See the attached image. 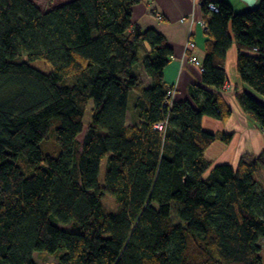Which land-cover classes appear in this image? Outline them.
<instances>
[{"label": "trees", "instance_id": "trees-1", "mask_svg": "<svg viewBox=\"0 0 264 264\" xmlns=\"http://www.w3.org/2000/svg\"><path fill=\"white\" fill-rule=\"evenodd\" d=\"M142 1L69 0L42 11L33 0H0V264H38L36 252L59 254L58 264H264V149L251 163L213 166L205 152L219 136L202 123L231 114L221 92L234 43L241 81L264 97V0L241 14L203 2L194 105L168 104L173 49L133 23ZM238 102L264 132V102L247 91ZM69 223L80 229L61 227Z\"/></svg>", "mask_w": 264, "mask_h": 264}, {"label": "crops", "instance_id": "crops-1", "mask_svg": "<svg viewBox=\"0 0 264 264\" xmlns=\"http://www.w3.org/2000/svg\"><path fill=\"white\" fill-rule=\"evenodd\" d=\"M205 0H143L133 8V23L143 30L154 29L161 33L173 55L164 69V81L175 94L172 102L189 101L194 105L190 94L192 85H202V70L191 60L196 56L201 62L206 55L207 30L204 27L203 2ZM231 5L237 14L256 9L261 0H219ZM186 18L185 20H182ZM189 41L195 43L193 49H188ZM146 56L149 46L142 44ZM239 49L234 43L227 52L226 71L227 82L221 92L224 103L231 109V114L225 120L204 117L203 128L217 134L218 139L206 150L205 157L218 164H230L237 167L244 159L254 161L255 157L264 149V132L259 131L256 121L245 112L238 102V95L247 91L260 100L254 90L243 83L237 71ZM145 87L149 88L151 79L144 73L140 65ZM145 75L147 78H145ZM264 102V97L261 100ZM131 115L129 114L128 119ZM132 124V122L130 123ZM223 134H231L230 142H224ZM264 174L263 171H259ZM261 176V175H260ZM260 179V177L258 176Z\"/></svg>", "mask_w": 264, "mask_h": 264}, {"label": "rangeland", "instance_id": "rangeland-1", "mask_svg": "<svg viewBox=\"0 0 264 264\" xmlns=\"http://www.w3.org/2000/svg\"><path fill=\"white\" fill-rule=\"evenodd\" d=\"M33 1L40 7V9L42 11H48V10H50L56 6H59V5L65 3L69 0H33ZM142 44H140V46L138 47V53H139V57L143 59L145 49L142 46ZM36 65H38V67H41L44 70H48V71L51 70L50 67L48 66V64H46L44 61H39L36 63ZM145 78H147L146 75H145ZM134 96H135V93H132L131 94V100L134 98ZM259 98H260V100L263 99V97H259ZM92 107H93L92 104H90L87 111H86L85 117H84L83 132L78 137V139L81 143H83L84 138H85V136H86V134L90 128V124H91V120H92V118H91L92 117ZM130 118H131V120L133 119L132 117H130ZM129 121H130V119H129ZM259 131L261 132L262 130L259 129ZM263 137H264V135H263ZM52 147H53V143H52V141H50V143L48 145H46V148L51 149ZM249 161L251 163L252 160H249ZM105 170H106V160L103 161L102 175H101L102 180H103V177L105 174ZM260 171H263V170H260ZM257 176L260 177V180L262 181V183L264 185V174H261V172H258ZM116 206L117 205H116V201H115L114 197H112L110 195H106L104 200H103L104 210L106 212H110V211H113L116 208ZM178 208H179V205L174 204L173 219L176 222H179L177 215H176ZM61 227L64 229H67L69 231H78L80 229V227L78 225H75L74 223H69L67 225H61ZM260 245L262 247L261 256H262L263 261H264V237L261 238ZM34 257H35V260L37 261L38 264H58L59 263V254H50L47 252H36V253H34Z\"/></svg>", "mask_w": 264, "mask_h": 264}, {"label": "built area", "instance_id": "built-area-1", "mask_svg": "<svg viewBox=\"0 0 264 264\" xmlns=\"http://www.w3.org/2000/svg\"><path fill=\"white\" fill-rule=\"evenodd\" d=\"M207 2V7L210 11L212 12H218L219 11V6L216 3V0H205ZM186 18H183L182 20H185ZM204 27L207 30V23L206 21H204ZM195 47V43L193 41H189L187 48L188 49H193ZM191 60L193 61V63H195L197 66H199L201 68V70L203 71V66H202V62L196 57V56H192ZM175 94V91L173 89H169L168 91V99L167 102L168 104L172 103V99L173 96ZM163 123H159L157 124V128L159 129H163Z\"/></svg>", "mask_w": 264, "mask_h": 264}]
</instances>
